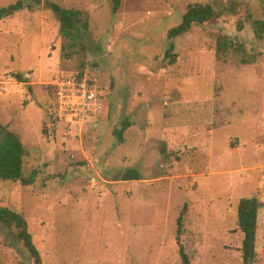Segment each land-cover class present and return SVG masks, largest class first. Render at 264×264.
Returning <instances> with one entry per match:
<instances>
[{
  "label": "rangeland",
  "instance_id": "obj_1",
  "mask_svg": "<svg viewBox=\"0 0 264 264\" xmlns=\"http://www.w3.org/2000/svg\"><path fill=\"white\" fill-rule=\"evenodd\" d=\"M23 1L36 8L0 20V127L21 138L24 174L38 173L0 180V205L27 219L41 264H184L185 206L192 264H244L243 197L261 202L264 264V0ZM48 2L82 12L76 43ZM195 3L217 17L169 40ZM224 37L234 46L219 53ZM83 69L102 108L81 131L48 109L58 76ZM130 168L143 178L123 180ZM0 264H37L1 223Z\"/></svg>",
  "mask_w": 264,
  "mask_h": 264
},
{
  "label": "trees",
  "instance_id": "obj_2",
  "mask_svg": "<svg viewBox=\"0 0 264 264\" xmlns=\"http://www.w3.org/2000/svg\"><path fill=\"white\" fill-rule=\"evenodd\" d=\"M38 1V0H37ZM115 1V9L119 8L120 0ZM60 17L62 22V33L65 37L76 43L79 39V26L83 21L80 10L66 9L56 3H49ZM36 7L32 3L20 0L14 4L0 9V20L16 14L23 9L33 11ZM217 17L215 8L210 4L195 3L188 6L183 15V21L180 25L172 28L168 32V39L173 40L188 33L195 24L203 25ZM257 35L263 37L264 20L256 21ZM83 27L87 30L89 23L85 22ZM242 27V26H241ZM234 43L231 39L223 38L218 45V52H224L233 48ZM173 49V46L171 47ZM81 71H86L85 69ZM23 79L21 75L17 76ZM23 81V80H21ZM130 120L126 119L122 129L117 130L116 134L119 140L123 142L124 132L130 127ZM26 154L25 146L18 134L10 131L4 126L0 127V180L20 181L23 185H32L35 182L38 171L33 170L32 174H24V156ZM143 177L138 169L130 168L125 171L123 180L133 181L141 180ZM261 202L256 197H243L238 204V225L244 234L241 250L244 264H254L257 258V233L259 221V209ZM187 206L181 212L177 224V239L180 246V255L184 264H192L185 247L180 243V238L184 228V217ZM0 223L11 233L15 235L17 241L24 242V245L35 258L37 264H41L39 250L33 242V237L28 229L27 219L21 213L14 211L6 206L0 205Z\"/></svg>",
  "mask_w": 264,
  "mask_h": 264
},
{
  "label": "built area",
  "instance_id": "obj_3",
  "mask_svg": "<svg viewBox=\"0 0 264 264\" xmlns=\"http://www.w3.org/2000/svg\"><path fill=\"white\" fill-rule=\"evenodd\" d=\"M54 104L48 114L82 131L102 108V93L87 71H65L54 81Z\"/></svg>",
  "mask_w": 264,
  "mask_h": 264
}]
</instances>
